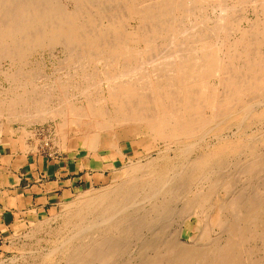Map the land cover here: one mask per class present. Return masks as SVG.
Wrapping results in <instances>:
<instances>
[{
    "label": "bare ground",
    "instance_id": "bare-ground-1",
    "mask_svg": "<svg viewBox=\"0 0 264 264\" xmlns=\"http://www.w3.org/2000/svg\"><path fill=\"white\" fill-rule=\"evenodd\" d=\"M206 3H211L208 6L210 16L205 13L208 11V7L203 6ZM237 5H241L243 11L250 8L252 18L247 17L248 14L237 15ZM244 21L245 26H242ZM160 43L170 48L164 53L161 49L159 51L164 54V61H160L161 56L156 55ZM45 46H59L60 51L73 60L95 58L101 64L100 68L103 66L102 69H106L102 76L104 78L101 79L99 75L98 85L106 83V100L110 109L104 103L102 109L94 108L96 99L93 101L90 94H87L94 104L91 103V107L88 106L89 109L86 110L83 107L84 111L79 114L77 112L75 116L82 148L92 151V165L95 168L108 166L97 151L113 149L118 152L120 134H124V141L131 143L132 150L137 152L138 147H143L145 154L144 157L136 158L139 159L136 163L130 158L126 166L112 170L113 177L120 179V183L117 181L118 183L109 187L106 185L101 190V187L99 190L89 188L80 199L77 197L76 202L65 207L66 210L71 207L74 209L64 211L62 217V232H65V236L69 232L60 244L65 260L63 264H241V257L244 256L241 253L252 241L262 243L263 253L258 258L264 264V194L250 195L246 189L241 188L235 191V183L232 185L230 178L227 180V177L220 174L222 167L228 164L227 157L241 151L244 154L250 153L247 156H251V159L241 162L239 177L252 176L261 172L264 167L262 152L260 155L255 154L254 141L252 142V139L264 136V0H0L2 58L22 60L29 50ZM135 59L144 60V63L137 65V69L132 67L134 73L140 71L138 67L143 70V65L151 71L144 69L147 72H139L138 76H134L130 64ZM80 61L77 62L81 64L83 61ZM86 64L88 66V63L80 66L83 68ZM73 65L71 68L75 67ZM122 65V72L111 71ZM93 67L96 68L95 65ZM83 70L80 71L81 74L84 73ZM73 73L75 72L69 75L72 76ZM89 73L92 79L96 77L95 72H92L94 78ZM39 74L38 76H42ZM19 75L15 73L12 81L18 82L19 79L15 77ZM22 76H25L24 73ZM75 76L77 77L76 74ZM35 78L33 79L38 80L36 75ZM91 78L83 79L87 82ZM212 79L216 85H211ZM73 85L76 86L74 83ZM85 88L83 89L86 91ZM81 89L79 97L81 93L86 94ZM29 91L30 94L33 93ZM72 91L69 93L70 98ZM34 92L37 96L34 93L33 96H21L19 93L16 97L18 92H13L14 98L9 97L7 101L6 98L1 99L0 105H7L9 112L6 113L12 119L25 121L21 117L23 113L19 109L20 104L40 106L52 99L49 92L44 95L36 92V89ZM102 100L103 98L97 99L100 102ZM43 110L44 108L40 111ZM40 111L37 110L30 120L34 123L44 122L48 117H44L45 114ZM56 111L52 109L49 114L46 113L47 116L50 115L49 119L61 116L65 110ZM105 111H108L111 123L103 126L107 130L94 132L93 129L99 128L101 120L106 118ZM221 123L235 126L237 132L234 133V139L216 134L209 141L203 138V142L194 143L196 135L203 136L211 130L213 132ZM254 127L258 129L255 131ZM132 130L134 134L128 135ZM71 131L69 128V132ZM67 138L68 136L64 137ZM158 145H163V149ZM197 145L200 148L195 151ZM153 148H157L158 152L156 157L149 159L147 156ZM141 157L147 161L143 163ZM111 166L113 164L109 163V167ZM212 198L217 201L214 207V225L219 228V232L216 234L209 230L212 227L210 224H205V229L198 230L203 221L199 213L203 214L205 204L209 205L207 202ZM176 203H182L183 211L186 210L184 226L187 220L195 222V228L190 234L194 238L193 243L182 247L177 243H170L169 238L168 246L165 247L166 243L163 245L165 249H161L158 244L162 241L156 242V238H159L157 234L151 241L142 236L143 240L142 231L147 229L152 232V222L160 218L163 221V217L169 215L171 206ZM162 232L160 234L165 235ZM54 233L56 234V230ZM60 235L63 236V233ZM138 237L145 244L147 241L150 247L144 246V249L142 242L138 251L143 248V252L138 254L136 251L137 257L124 259L122 255L127 245L130 246L128 243ZM138 240L137 242L140 241ZM256 245L258 244L254 246ZM53 249L55 248H52V253L55 251ZM250 249L245 251L246 255L250 253ZM144 251L153 252L148 255ZM247 256L249 259L246 262L251 263L250 256Z\"/></svg>",
    "mask_w": 264,
    "mask_h": 264
},
{
    "label": "rangeland",
    "instance_id": "rangeland-1",
    "mask_svg": "<svg viewBox=\"0 0 264 264\" xmlns=\"http://www.w3.org/2000/svg\"><path fill=\"white\" fill-rule=\"evenodd\" d=\"M209 5H211V3H206V4H204L203 6L204 7H208ZM236 9L238 10L237 12H236V14L237 15H247V17H249L250 19L252 18V14H253V12H251V10H249V9H246V10H244L243 11V9H242V6L241 5H239V7H238V5L236 6ZM205 12V11H204ZM250 12V13H249ZM208 16H210V14H211V10H210V8L208 7V11L207 12H205ZM243 13H245V14H243ZM250 15V16H249ZM243 25L242 26H245V21L242 23ZM52 47V48H51ZM158 47L159 48H157V53H156V55L158 54L159 55V57L161 56V60L160 61H162L163 60V53H164V51L166 52V51H168V50H170V48L169 47H167V45L166 44H164V43H160L159 45H158ZM49 48H51V49H49ZM54 48V49H53ZM164 48V50H162ZM160 49H161V51H163V53L162 52H159L160 51ZM167 49V50H166ZM52 50V51H51ZM61 49L59 48V46H45V47H42V48H34L33 50H29L28 51V53L22 58V60H10V59H3L2 58V56H1V54H0V100L1 99H3V100H5V98H6V101H7V99L9 98V99H12V98H14V96H13V94L15 95V93L16 92H18L15 96L16 97H18L19 95V93L21 94V96L22 95H26V96H28L30 93V91L29 90H31V92L33 91V93H31L30 94V96L33 94L34 96L36 95V93L34 92L35 91V89H36V92H39L41 95L43 94H45V92L46 93H48L49 92V95L52 97V99L48 102V103H46V102H44L45 103V105H44V103L42 104V105H40V106H36L35 104H30V106H29V104L28 105H24V106H22V104H20V106H19V109H20V111H21V113H23V115L21 116L23 119H25V121L23 120V121H20V120H14V119H12V116H10L8 113H6V112H9L6 108H8L7 107V105L6 104H4V105H0V112H4L5 110H7V111H5L3 114H1L0 113V132L2 133H4V134H11L13 131H15V130H18V131H23V132H25V135L27 136V137H30V138H32V139H34V140H37V141H39L40 142V144L42 143H48L49 144V146L51 147V151H52V156H50V157H58L59 156V150H63V151H68V152H77L79 155H83L84 157H86V156H88V155H90V154H92V151H90V150H84L83 148H82V142H81V140H80V137L78 136V132H77V127H76V122H75V116H76V114H77V112H78V114L79 113H81L82 111H84V110H86V109H89V107H91V105L92 104H94V105H96V106H94V108H98L99 107V109L101 108L102 109V107L101 106H104V104H106V106L110 109V107L108 106L109 105V103L107 102V85H105L106 83L105 82H102L101 83V85L99 84L98 85V81L100 80V78L103 76V72L104 71H106V69H102V68H104L103 66H101V68H100V63H99V61L97 60V59H95V58H83V60H82V58L81 59H76V60H73V59H71L70 58V56L67 58L66 57V54L64 55L63 54V51H60ZM38 51V52H37ZM61 52V53H60ZM159 52V53H158ZM41 53V54H40ZM161 53H162V55H161ZM28 54H30V56L28 55ZM28 55V56H27ZM157 55V56H158ZM26 56H27V58H26ZM53 56H55V57H53ZM66 58H67V60H66ZM70 58V59H69ZM62 59H65L64 61L62 60ZM85 59V60H84ZM4 60V61H3ZM57 60V61H56ZM69 60H71V62H69ZM83 61V62H81V61ZM93 60V61H92ZM95 60H97V61H95ZM136 60V61H135ZM135 60H133L134 62L133 63H131L130 65H131V68L133 67L134 69H137L136 68V66L138 65V66H140V65H142V63H144V60H142L141 61V59L139 60V59H135ZM25 61V62H24ZM68 61V62H67ZM80 61L81 62V64H84V63H88V66H87V64H86V66L85 67H81L80 65V63H78V62ZM159 61V62H160ZM164 61V60H163ZM19 64H18V63ZM60 62V63H59ZM75 62V63H74ZM93 62V63H92ZM121 62H122V64H123V59L121 60ZM25 64V65H24ZM63 66H62V65ZM69 66H68V65ZM73 64H75V65H73V66H75L74 68H71L72 67V65ZM77 64V65H76ZM80 64V65H79ZM95 65L96 66V68H94L93 67V65ZM17 65H19V66H17ZM21 65V66H20ZM44 65V66H43ZM70 67L69 69H68V67ZM80 66V68H79V66ZM9 66V67H8ZM17 66V67H16ZM135 66V67H134ZM19 67V68H18ZM64 69H63V68ZM89 67V68H88ZM15 68V69H14ZM88 68V69H87ZM98 68V69H97ZM133 68H132V70H133ZM139 68V72H138V70H137V72L136 73H134L135 71L133 70V75L135 76V74H137V73H139V74H144V72H147L148 70H149V72L151 71L146 65H143V70L140 68V67H138ZM12 69V70H11ZM37 69V70H36ZM39 69V70H38ZM74 69H76V70H74ZM79 69H81V70H79ZM82 69H84L83 71H84V73H82L81 74V72L80 71H82ZM144 69H147V71H145ZM41 70V71H40ZM56 70V71H55ZM59 70V71H58ZM91 70V71H90ZM97 70V71H96ZM122 70H124V67H123V65L122 66H118V67H114V68H112V72L113 73H119V72H122ZM14 71V72H13ZM8 72H9V74H8ZM22 72V73H21ZM34 72V73H33ZM41 73L42 74V76H38V75H40L39 73ZM71 72H75V73H73L72 74V76L71 75H69ZM76 72H78V73H76ZM89 72H95L96 74V77L95 76H93L94 74L92 73V76H93V78L95 79H92L90 76H91V74L89 73ZM15 73H16V75H19V74H21V75H19V76H16L15 78H18L19 80H18V82H13L12 81V77H14V75H15ZM24 73V77L22 76V74ZM67 73H68V75L69 76H67ZM88 73V75H86ZM28 74V75H27ZM32 74H34V76H32ZM58 74V75H57ZM75 74L77 75V77L75 76ZM90 74V75H89ZM139 74H137V76L139 75ZM35 75L37 76V79L38 80H35L36 78H35ZM47 75V76H46ZM50 75V77H48ZM81 75V76H80ZM99 75H100V78H99ZM8 76V77H7ZM32 76V77H31ZM45 77V78H41V77ZM57 76H58V78H57ZM77 78V80H76V78ZM82 76H84L83 78L86 80L88 77L89 78H91V80L89 79V80H87V82L82 78ZM86 76H88L87 78H86ZM5 77V78H4ZM22 79H21V78ZM29 77H31V78H29ZM40 79H39V78ZM69 77V79H67ZM71 77H73V78H71ZM105 77V76H104ZM104 77H102V78H104ZM11 78V79H10ZM33 78H35V79H33ZM48 78V79H47ZM80 78H82V79H80ZM101 78V79H102ZM26 79V80H25ZM31 79V80H30ZM51 79V80H50ZM68 81V87H67V81ZM71 79H72V82H71ZM7 80V81H6ZM12 82H11V81ZM25 82H24V81ZM33 80V81H32ZM64 80V83L62 82ZM80 80V81H79ZM83 80V81H82ZM23 81V82H22ZM30 81V82H29ZM36 83H35V82ZM61 81V82H60ZM66 81V82H65ZM83 83H82V82ZM89 81V82H88ZM212 82H211V85H214L215 83H214V79H212L211 80ZM10 82V83H9ZM20 82V83H19ZM53 82H54V84H53ZM94 82H95V84H94ZM23 83H24V85H23ZM26 83V84H25ZM31 83V85L29 86V84ZM33 83H35V85H36V87H35V85L33 84ZM72 83V84H71ZM73 83L76 85V86H74L73 85ZM83 85H82V84ZM91 83H93V86H92V84ZM10 84V85H9ZM15 84V85H14ZM60 84H66V86H62V85H60ZM87 84H89V85H87ZM14 85V86H13ZM17 85V86H16ZM28 85V86H27ZM52 85V86H51ZM71 87H70V86ZM77 85H79V86H77ZM85 85V86H84ZM216 85V84H215ZM45 86V87H44ZM72 86H74V87H72ZM87 86V87H86ZM89 86V87H88ZM99 86V87H98ZM9 87V88H8ZM27 87V88H26ZM38 87V88H37ZM44 87V88H43ZM53 88V90H52V88ZM64 87V88H63ZM77 87V88H76ZM80 87V88H79ZM86 87V88H85ZM91 87V88H90ZM93 87V88H92ZM97 87H98V89H97ZM106 87V88H105ZM18 90H17V89ZM30 88V89H29ZM51 88V89H50ZM60 88H61V90H60ZM63 88V89H62ZM76 88V89H75ZM82 88V89H81ZM83 88H85L86 89V91L83 89ZM90 88V89H89ZM99 88H100V90H99ZM103 88V89H102ZM48 89H49V91H48ZM71 89H73V91L71 90ZM79 89V90H78ZM80 89L81 90H84L85 92H86V94L85 93H81V95H80V97H79V94H80ZM89 89V90H88ZM15 90V91H14ZM22 90V91H21ZM29 92H28V91ZM63 90V91H62ZM69 90V91H68ZM96 90V91H95ZM105 90V91H104ZM56 91H58V92H56ZM71 91H72V94H71V98H70V94L69 93H71ZM77 91V92H76ZM13 92H15V93H13ZM25 92V93H24ZM26 92H28V94L26 93ZM63 92V93H62ZM81 92H83V91H81ZM87 94H90V96H91V98H92V100L93 99H96V101H94V103H92L93 101L92 100H90V98L89 97H87ZM7 95V96H6ZM32 95V96H33ZM48 95V96H49ZM72 95H73V97H72ZM5 96V97H4ZM37 96V95H36ZM54 96V97H53ZM89 96V95H88ZM12 97V98H11ZM58 97V98H57ZM61 97V98H60ZM83 97V98H82ZM105 97V98H104ZM89 98V99H88ZM101 98H103V102H100V101H97V99L98 100H101ZM74 99H76L75 101H74ZM72 100V101H71ZM104 100H105V102H104ZM69 101V102H68ZM74 101V102H73ZM81 101H84V102H81ZM51 102H53L52 104H51ZM71 102V103H70ZM76 102V103H75ZM90 102V103H89ZM100 102V103H99ZM58 103V104H57ZM92 103V104H91ZM96 103H98V104H96ZM102 103H104V104H102ZM1 104V103H0ZM76 104V105H75ZM81 104V105H80ZM101 104V105H100ZM67 105H69V106H67ZM72 105V106H71ZM74 105V106H73ZM84 105V106H83ZM22 106V107H21ZM44 106H46V107H44ZM75 106H76V108H77V110H76V108H75ZM82 106V107H81ZM89 106V107H88ZM5 107V108H4ZM24 107V108H23ZM27 107V108H26ZM83 107H86L85 109L83 108ZM4 108V109H3ZM35 108V109H34ZM44 108V110H43V112H41L40 110H42ZM45 108H46V110H45ZM48 108V109H47ZM63 108V109H62ZM66 108V109H65ZM79 108H80V110H79ZM57 110V111H64L63 112V114L61 115V116H59V117H56V118H50L49 119V116L50 115H48L47 116V114H49V111L51 112V110ZM59 109V110H58ZM60 109H62V110H60ZM69 109H70V111H69ZM84 109V110H83ZM25 112V114H24V112ZM37 110L38 111H40L41 113H44V114H41V115H44V117H48V118H46V120L44 121V122H40V121H36L35 123L33 122V121H31L30 120V118H32V116H35L34 115V113L36 114L37 113ZM67 110V111H66ZM36 111V112H35ZM56 111V112H57ZM74 111H76V112H74ZM31 114H30V113ZM54 112V111H53ZM70 112V113H69ZM106 113L108 112V111H105ZM27 113H28V115H27ZM47 113V114H46ZM72 113V114H71ZM105 113V116H106V118L104 119V120H101V126H99V128L97 127L96 128V130L95 129H93L94 130V132L96 131V132H101V131H105V130H107V129H104V127L103 126H105L106 124H109V122L111 123V120H110V115L107 113L106 114ZM9 115V116H7V115ZM25 115V116H24ZM4 116H6V117H4ZM27 117V118H26ZM6 118H11V119H7V121L5 120ZM21 118V119H22ZM34 118V117H33ZM64 118H66V120L64 119ZM108 118V119H107ZM1 119H3V120H1ZM107 119V120H106ZM14 120V121H13ZM31 121V122H29V121ZM33 120V119H32ZM68 120V121H67ZM110 120V121H109ZM28 122V123H27ZM75 122V123H74ZM106 122H108V123H106ZM67 123V124H66ZM72 124V125H69V124ZM65 125V126H64ZM261 125H259V127H260ZM67 127V128H66ZM69 128H71L72 129V131L71 132H69ZM67 129V130H66ZM74 129V130H73ZM101 129V130H100ZM103 129V130H102ZM231 129H234V130H231ZM256 129H258V128H255L254 127V130L256 131ZM98 130V131H97ZM69 132V134H68V132ZM226 131V132H225ZM230 131V132H229ZM27 132V133H26ZM225 132V133H224ZM235 132H237V130H236V128H235V126H233V124H229V123H221V124H219V125H217V127L215 128V129H213V132H212V130L210 131V132H207V134L205 135V137H204V135L203 136H201L202 134H198V135H196V138L194 139V143H196L197 141L200 143V141L201 142H203V138H204V140H206V141H209L210 140V138L211 137H213L214 135H216V134H219L221 137H226V139L227 138H232V139H234V133ZM132 134H134V130H132V131H129L128 132V135H132ZM117 135H118V133H117ZM123 135V136H122ZM231 135V136H230ZM66 136H68V138L67 139H64V137H66ZM119 136V135H118ZM120 136H121V142L119 143V150H117L118 152H116L115 150H113V149H102V150H99V151H97V154H98V156L102 159V161H105V163H108V166H105V167H99L98 169H94L93 171H94V181H93V183L90 185V187H88V188H84L83 190L81 189V190H78V191H76V192H74V193H71L65 200H63L62 202H60V203H58L57 205H54L53 206V208L52 209H49L47 212H46V214H36V215H34V216H30V217H28L27 219H25V220H23V221H21L18 225H16V226H14L13 227V229H12V231L10 232V233H7V235L3 238V239H1L0 240V264H35V259H37L38 261H36V264H46L47 262V264H51L52 262H53V264L55 263V264H63V263H65V260H64V255H63V253H62V250L60 249L61 248V243H62V241L64 240V239H62L64 236H65V232H62V231H64L63 230V218L62 217H64L63 215L65 214V212H67L68 210H73L74 209V207H71V208H69L68 210H66L65 209V207L66 206H68V205H70V204H72V203H74V202H76V200H77V197L80 199L85 193H86V191H87V189H89V188H92V189H96L97 188V190H99V187H101L100 188V190L102 189V188H106V187H109V185H112V184H116V183H120V179H115L114 177H113V174H114V169H121V168H123L124 166H126V164H128L129 163V159L131 158L133 161H134V163H136L139 159H136V158H139L140 156H145V154H143L144 152H143V147L141 148V147H138V150H137V152L136 151H134V150H132V145H131V143L128 141H124V139H123V137H125L124 136V134H120ZM119 136V137H120ZM198 136V137H197ZM228 136V137H227ZM261 136V135H260ZM260 136H258V137H260ZM118 137V138H119ZM256 138V139H252V142L254 141V143H253V149H255V154L256 153H258L259 155H260V153L262 154L261 155V157L263 158V160H264V136L262 137L263 138V140L261 141V139L262 138ZM120 139V138H119ZM197 139V140H196ZM201 139V140H200ZM74 140V141H73ZM58 141V142H57ZM261 142V143H263V144H261V143H258V142ZM75 143V144H74ZM150 143H152V141H150ZM203 144V143H202ZM202 144L200 145V147L202 146ZM259 147H257L256 145ZM259 144H260V146H259ZM63 145H64V147H63ZM154 144L152 143V146H153ZM68 146V147H67ZM63 147V148H62ZM72 147V148H71ZM157 147H161L162 149H163V145H158ZM199 145H197L196 147H195V151H198L199 150ZM261 147V148H260ZM54 148V149H53ZM198 148V149H197ZM37 149H39V148H37ZM154 149H155V151H154ZM80 150V151H79ZM121 150H122V152H121ZM119 151H120V153H119ZM151 152H150V154L147 156L149 159L150 158H153V157H156V154H157V152H158V149L157 148H153L152 150H150ZM245 151H247V150H245ZM259 151V152H258ZM123 153H125L126 155L125 156H123L122 154ZM250 153H248V154H244L242 151L241 152H238V154L237 155H235V153H233L232 155L230 154L227 158H228V164H226V165H224L222 168L223 169H221V171H220V174H221V176L222 175H224L225 177H227L226 179L227 180H229V178H230V181L232 182V185H233V188L235 189V191L236 190H238L239 188H241V189H246L247 190V192H248V194H250V195H253L254 193L255 194H264V167L262 168L263 170L261 171V172H258V173H256V174H254V175H252V176H249V175H242L241 177H239L240 176V172H239V169L241 168V162L243 163V161L245 162V159L247 160H249V159H251V156H247V155H249ZM45 155H47V154H45ZM236 156V159H234L235 158V156ZM240 155V156H239ZM48 156V155H47ZM150 156V157H149ZM229 157H230V159H229ZM238 157V158H237ZM253 157V156H252ZM141 159V161L144 163V162H146L147 160L145 159V158H140ZM148 159V160H149ZM232 159V160H231ZM241 159H243V160H241ZM238 160H241V161H238ZM136 161V162H135ZM238 162H240V163H238ZM109 163H112L113 164V166L115 167V168H113V166H111V167H109ZM124 165V166H123ZM121 166V167H120ZM117 167V168H116ZM240 167V168H239ZM113 168V169H112ZM100 169V170H99ZM113 170V171H112ZM225 170V171H224ZM106 172V173H105ZM238 174H239V176H238ZM112 175V176H111ZM238 176V177H237ZM245 178V179H244ZM110 179H112L111 181H110ZM115 179V180H114ZM231 179H233V181L231 180ZM251 180H252V182H251ZM118 181V182H117ZM114 182V183H113ZM109 183V184H108ZM253 186H252V185ZM107 185V186H106ZM106 186V187H105ZM255 187V188H254ZM263 189V190H262ZM81 193V194H80ZM253 193V194H252ZM77 194H79V195H77ZM81 196V197H80ZM221 196H223L222 194H221ZM74 198V199H73ZM75 200V201H74ZM211 202V203H210ZM208 201L207 203L209 204V205H206L205 204V208H206V210L203 212V214L202 213H199V215H200V218L203 220L202 221V224L201 225H199L198 226V230H200L201 228V230H203V229H205V224H210L212 227H210V231H212V234H216L217 232H219V228H217L215 225H214V221H215V215H216V213H214L215 212V210H214V207H215V205L217 204V201L215 200V198H212L211 199V201ZM211 205V206H210ZM213 205V206H212ZM181 206V207H180ZM176 207V208H175ZM209 207V208H208ZM210 207H211V209H212V211H211V209H210ZM171 208H172V210H171ZM171 208H170V211L168 212V216H166L165 218L163 217V221H162V219L160 218V219H158L157 221H158V223H157V221L155 222H152V223H154V225H153V228L154 229H152V232H149L150 230H147V229H145V230H143L142 231V233H144V234H141V237L143 236L147 241L149 240V241H151L150 239H155L157 236L159 237V238H156V242H160V241H162L161 243H157L158 245H159V247L161 248V249H165V247H167L168 246V244L169 243H167L168 241H169V238H170V243H177L178 244V246L179 245H181L182 247H184V246H189V244L191 245V243H193V240H194V238H191L190 236V234H191V231L195 228L194 226H195V222H194V220H187V222H186V224H185V226H184V220H185V217H186V210L184 209V211H183V204L182 203H176V204H174V205H172L171 206ZM180 209V210H179ZM208 209V210H207ZM65 211V212H64ZM61 212V213H60ZM209 212V213H208ZM208 213V214H207ZM59 214V215H58ZM57 215V216H56ZM49 216V217H48ZM56 217V218H55ZM213 217V218H212ZM46 218L47 219H49V220H46ZM60 218H62V220H60ZM206 218V219H205ZM46 220V221H44V220ZM54 219V220H53ZM59 221H58V220ZM168 219V220H167ZM37 220H38V222H37ZM42 220V221H41ZM51 220H53V221H51ZM160 220V221H159ZM40 221V222H39ZM44 224H43V223ZM46 222V223H45ZM50 222H52V223H50ZM206 222H208V223H206ZM61 223V224H60ZM160 223V224H159ZM50 224V225H49ZM39 225V226H38ZM48 225V226H47ZM59 225V226H58ZM60 225H61V227H60ZM36 226V227H35ZM42 226V227H41ZM60 229H59V228ZM194 227V228H193ZM156 228H157V230H156ZM46 229H47V231H46ZM54 229V230H53ZM166 229V230H165ZM55 230H56V234H58L57 236H56V234L54 233L55 232ZM60 231L61 230V232H58V231ZM156 230V231H155ZM159 230V231H158ZM162 230L164 231V232H162ZM183 230H184V232H183ZM200 230V231H201ZM154 231V232H153ZM166 231V232H165ZM36 232V233H35ZM156 232H158V233H156ZM165 233V235L164 234H160V233ZM182 232L184 233V234H182ZM32 233V234H31ZM60 233L62 234L63 233V236L62 235H60ZM67 233V232H66ZM69 233V232H68ZM67 233V234H68ZM152 235H151V234ZM154 233V234H153ZM53 234V235H52ZM67 234H66V236H67ZM155 234H157V236L155 235ZM166 234H167V236H166ZM33 235V236H32ZM52 235V236H51ZM59 235H60V237H59ZM197 235V234H196ZM65 236V237H66ZM151 236V237H150ZM154 236H155V238H154ZM162 236H165V237H162ZM49 237V238H48ZM64 237V238H65ZM143 237H142V239H143ZM190 237V238H189ZM51 238H52V240L53 241H57V242H53L52 240H51ZM57 238V239H56ZM58 238H60L59 240H58ZM162 239V240H159V239ZM174 238V240H172ZM42 239V240H41ZM136 239V238H135ZM135 239L133 238V239H131L133 242H136V243H131V240H130V242L128 243L130 246H128L127 245V251L125 250V252H124V255H122L123 256V258L124 259H130V258H134V257H137L138 256V254L139 253H141V252H143V248H144V246H149V245H147L148 243H147V241H146V244H145V242L144 241H142L141 239H140V237H138L137 239H136V241H135ZM140 241H139V240ZM145 239H143V240H145ZM158 239V240H157ZM166 241V242H164V240ZM193 239V240H192ZM38 240H40L39 242H38ZM50 242H49V241ZM137 240L139 241V242H137ZM177 240V241H176ZM43 241V242H42ZM49 243H48V242ZM172 241H175V242H172ZM180 243H179V242ZM51 242H52V246H50V244H51ZM143 242V243H142ZM253 242V241H252ZM250 243V245L249 246H246L247 248L245 249V250H243L242 251V253L241 254H244V256H242L241 258H243V264L245 263V264H251V263H253L256 259H257V262L255 261L253 264H262L263 262H262V259H261V257H260V259L261 260H259V255H261L262 256V253H263V251H261L262 250V248H263V245H262V243L260 242V241H254L253 243ZM260 242V243H259ZM55 243H56V245H55ZM140 243H142V245H143V248H142V250L140 249V252L138 251V246L140 245V247H141V244ZM150 243V242H149ZM166 243H167V245H166ZM131 244H133V245H131ZM161 244V245H160ZM176 244V245H177ZM255 244H258V245H256V246H254ZM53 245L55 246V247H53ZM57 245H58V247H57ZM60 245V246H59ZM158 245L156 246V248L158 247ZM165 247H164V246ZM180 246V247H181ZM250 246H253L252 248L253 249H250L251 247ZM262 246V247H261ZM56 247H57V249H56ZM129 247V248H128ZM150 247V246H149ZM163 247V248H162ZM259 247V248H258ZM50 248V249H49ZM52 248H55V249H53V253H52ZM146 248H148V247H146ZM160 248H158V249H160ZM258 249V251L256 252L255 250L256 249ZM261 248V249H260ZM145 249V248H144ZM160 249V250H161ZM250 249V253H248L247 255H249L250 256V258H251V260L252 261H250L251 263H248V262H246V259L248 260L249 259V257L245 254V251H247V250H249ZM40 250V251H39ZM47 250V251H46ZM49 250H51V252L49 251ZM133 250V251H132ZM149 251H151V248H149L148 249ZM33 251V252H32ZM136 251H138V254H137V252ZM149 251L146 253L145 251V253L146 254H148V255H151V253L153 252H151V253H149ZM52 253V255L51 254H49V253ZM58 252V253H57ZM135 252H136V254H135ZM256 252V253H255ZM259 252H260V254H259ZM44 253V254H43ZM144 253V254H145ZM255 255V258H254V256L253 255ZM257 254V255H256ZM45 255V256H44ZM59 255H61V257L59 256ZM63 255V256H62ZM136 255V256H135ZM26 256V257H25ZM59 258H58V257ZM247 256V257H246ZM38 257V258H37ZM58 258V259H57ZM16 259V260H15ZM40 259V260H39ZM43 261H42V260ZM48 261H47V260ZM255 259V260H254ZM64 260V261H63ZM245 260V261H244ZM260 261V263H259V261ZM50 261H51V263H50ZM61 262V263H60ZM241 263V264H242ZM92 264H94V263H92ZM95 264H98V263H95Z\"/></svg>",
    "mask_w": 264,
    "mask_h": 264
},
{
    "label": "crops",
    "instance_id": "crops-1",
    "mask_svg": "<svg viewBox=\"0 0 264 264\" xmlns=\"http://www.w3.org/2000/svg\"><path fill=\"white\" fill-rule=\"evenodd\" d=\"M40 148L23 131L0 132V240L21 221L46 214L94 181L98 168L90 155L59 150L58 157H50Z\"/></svg>",
    "mask_w": 264,
    "mask_h": 264
},
{
    "label": "built area",
    "instance_id": "built-area-1",
    "mask_svg": "<svg viewBox=\"0 0 264 264\" xmlns=\"http://www.w3.org/2000/svg\"><path fill=\"white\" fill-rule=\"evenodd\" d=\"M41 151H42V153L45 155V154H47L48 156H52V151H51V147L49 146V144L48 143H41ZM54 149V148H53Z\"/></svg>",
    "mask_w": 264,
    "mask_h": 264
}]
</instances>
